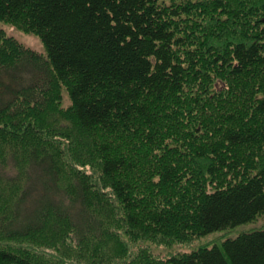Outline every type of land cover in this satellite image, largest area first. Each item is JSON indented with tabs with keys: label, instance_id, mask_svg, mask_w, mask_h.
I'll list each match as a JSON object with an SVG mask.
<instances>
[{
	"label": "trees",
	"instance_id": "16d2710c",
	"mask_svg": "<svg viewBox=\"0 0 264 264\" xmlns=\"http://www.w3.org/2000/svg\"><path fill=\"white\" fill-rule=\"evenodd\" d=\"M0 264H264V0H0ZM68 103L64 105L63 97Z\"/></svg>",
	"mask_w": 264,
	"mask_h": 264
},
{
	"label": "rangeland",
	"instance_id": "374dc122",
	"mask_svg": "<svg viewBox=\"0 0 264 264\" xmlns=\"http://www.w3.org/2000/svg\"><path fill=\"white\" fill-rule=\"evenodd\" d=\"M0 28L4 31L5 35L11 36L21 43L24 47L34 50L36 52H43L44 46L41 39L31 33H26L11 24L1 23ZM64 105L68 103L66 97L63 99ZM264 227V213L259 215L254 221L239 224L228 230L214 231L197 239L192 245L180 246L175 245L173 247H153L155 253L160 254L163 257H167L171 254L179 252H190L202 246H212L219 244L220 241L237 236L241 232H249L255 229Z\"/></svg>",
	"mask_w": 264,
	"mask_h": 264
},
{
	"label": "bare ground",
	"instance_id": "6f19581e",
	"mask_svg": "<svg viewBox=\"0 0 264 264\" xmlns=\"http://www.w3.org/2000/svg\"><path fill=\"white\" fill-rule=\"evenodd\" d=\"M1 23H6V22H2V21H0ZM6 24H9V23H6ZM12 25V24H11ZM13 26V25H12ZM37 36V35H36ZM34 51V50H33ZM36 52V51H35ZM38 53H44V51L43 52H38ZM64 97H65V95H64ZM64 97H63V99H64ZM259 229H261V228H259ZM255 230H257V229H255ZM253 231V230H252ZM250 232V231H249ZM232 238V237H231Z\"/></svg>",
	"mask_w": 264,
	"mask_h": 264
}]
</instances>
